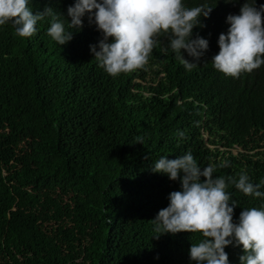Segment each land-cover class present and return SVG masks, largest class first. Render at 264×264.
<instances>
[{"label": "trees", "instance_id": "trees-1", "mask_svg": "<svg viewBox=\"0 0 264 264\" xmlns=\"http://www.w3.org/2000/svg\"><path fill=\"white\" fill-rule=\"evenodd\" d=\"M243 2L184 0L212 7L193 28L208 49L191 70L159 51L167 40L158 36L141 68L109 76L89 50L100 39L95 25L85 16L80 29L67 28L73 0L29 3L33 12L52 7L72 31L61 46L46 34L47 18L25 38L0 26V264H194L188 248L199 233L153 237L151 219L179 181L151 165L191 152L214 176L264 177V63L233 78L210 62L226 15ZM236 145L243 151L234 154ZM225 190L237 202L233 221L264 203ZM225 251L239 264V246Z\"/></svg>", "mask_w": 264, "mask_h": 264}, {"label": "clouds", "instance_id": "clouds-1", "mask_svg": "<svg viewBox=\"0 0 264 264\" xmlns=\"http://www.w3.org/2000/svg\"><path fill=\"white\" fill-rule=\"evenodd\" d=\"M29 3L0 0V26L10 24L14 35L25 38L37 31L38 21L47 18L45 31L52 41L61 46L72 39V31L66 30L52 7L33 12ZM211 9L207 3L187 7L184 0H73L66 10L70 18L67 28L80 29L85 16L95 25L100 39L90 44L89 50L97 67L109 76L141 68L158 36L167 40V46L159 51H170L185 70H191L208 49V40L199 34L193 36V28ZM225 22L227 30L218 35L219 50L210 62L215 70L235 78L264 63V4L257 7L256 0L252 4L244 0L239 12L227 14ZM184 53L195 59L190 61ZM177 135L182 138L184 133L178 130ZM135 142L143 144V138L137 136ZM239 151L243 150L237 145L232 149L234 154ZM220 166H227V162ZM151 171L179 181V189L167 194V205L151 219L153 237L180 231L199 233L200 239L191 241L188 248V259L194 264H229L228 245L241 248L239 264H264V203L243 207L233 221L237 202L225 190L234 185L245 195L264 197L260 191L264 177L253 183L243 171L238 178L229 176L227 180L214 176V167L201 168L191 152L175 158L161 155Z\"/></svg>", "mask_w": 264, "mask_h": 264}, {"label": "rangeland", "instance_id": "rangeland-1", "mask_svg": "<svg viewBox=\"0 0 264 264\" xmlns=\"http://www.w3.org/2000/svg\"><path fill=\"white\" fill-rule=\"evenodd\" d=\"M235 152H237V149H235Z\"/></svg>", "mask_w": 264, "mask_h": 264}]
</instances>
